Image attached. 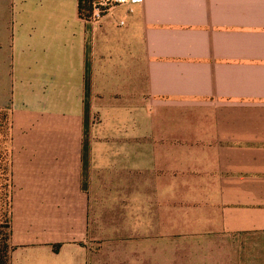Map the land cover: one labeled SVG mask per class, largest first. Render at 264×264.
Here are the masks:
<instances>
[{
	"label": "crops",
	"instance_id": "obj_1",
	"mask_svg": "<svg viewBox=\"0 0 264 264\" xmlns=\"http://www.w3.org/2000/svg\"><path fill=\"white\" fill-rule=\"evenodd\" d=\"M78 6L0 0L12 264H264V0Z\"/></svg>",
	"mask_w": 264,
	"mask_h": 264
},
{
	"label": "trees",
	"instance_id": "obj_2",
	"mask_svg": "<svg viewBox=\"0 0 264 264\" xmlns=\"http://www.w3.org/2000/svg\"><path fill=\"white\" fill-rule=\"evenodd\" d=\"M94 0H79V14L92 18ZM12 116L8 109H0V264H12Z\"/></svg>",
	"mask_w": 264,
	"mask_h": 264
},
{
	"label": "rangeland",
	"instance_id": "obj_3",
	"mask_svg": "<svg viewBox=\"0 0 264 264\" xmlns=\"http://www.w3.org/2000/svg\"><path fill=\"white\" fill-rule=\"evenodd\" d=\"M112 224L116 222V220L111 221ZM109 249H108V264H131L132 263V255L133 251L131 250V246H124L125 249L121 252H117V248L121 250L122 246L116 243V240L113 237H110ZM118 244V245H117ZM99 245H95V248ZM94 248V249H95ZM97 250V249H96ZM99 255V254H98ZM100 258V257H99ZM18 264V263H16Z\"/></svg>",
	"mask_w": 264,
	"mask_h": 264
},
{
	"label": "built area",
	"instance_id": "obj_4",
	"mask_svg": "<svg viewBox=\"0 0 264 264\" xmlns=\"http://www.w3.org/2000/svg\"><path fill=\"white\" fill-rule=\"evenodd\" d=\"M133 0H94L93 7L94 12L92 18L97 20L102 17L104 12L109 9L111 6L116 4H123Z\"/></svg>",
	"mask_w": 264,
	"mask_h": 264
}]
</instances>
